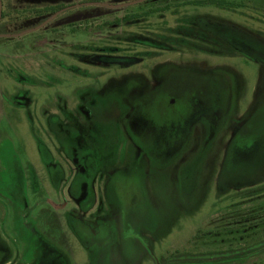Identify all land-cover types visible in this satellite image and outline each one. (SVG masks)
Listing matches in <instances>:
<instances>
[{
    "label": "rangeland",
    "instance_id": "374dc122",
    "mask_svg": "<svg viewBox=\"0 0 264 264\" xmlns=\"http://www.w3.org/2000/svg\"><path fill=\"white\" fill-rule=\"evenodd\" d=\"M91 1L0 0V233L7 241L0 264L29 252L54 264H264V221L257 222L264 214V0H233L242 15L208 19L219 30H192L186 44L173 43L212 68L218 85L209 77L185 79L187 71L172 81L191 90L207 84L208 102L221 111L185 132L180 145L176 133L164 140L150 132L138 147L122 117L139 96L133 87L153 81L156 67L177 56L153 51L130 66L80 64L76 51L58 42L51 8ZM37 24L39 32L26 34ZM93 79L108 80L99 121L85 110L78 125L61 118L72 145L90 147L101 161L95 165L87 153L58 159V102L75 107L78 97L70 93ZM154 111L163 114L162 107ZM119 121L121 143L113 126ZM57 165L64 172L59 182L48 170ZM77 185L90 192L89 204L76 199Z\"/></svg>",
    "mask_w": 264,
    "mask_h": 264
},
{
    "label": "flooded vegetation",
    "instance_id": "af4514ba",
    "mask_svg": "<svg viewBox=\"0 0 264 264\" xmlns=\"http://www.w3.org/2000/svg\"><path fill=\"white\" fill-rule=\"evenodd\" d=\"M235 3L237 2L233 0H95L89 3V7L87 5L85 8H81L78 4L52 7L51 11L56 10L51 16L56 14V19L58 18V42H61L60 45L65 47H72L76 51L75 60L80 64L100 67L104 62L116 63L123 61L130 66L141 62L144 58L156 55L149 52L174 53L177 57H170L169 60L162 62L158 66L159 68L156 67L153 72L155 74L153 81L145 82L141 80L142 83L136 82L137 85H134L135 87L133 88L139 96L130 105L127 104L125 114L122 117L124 118L123 122H126L127 130L135 139L134 142L137 147L143 144L141 137L150 132L159 133L164 140L172 133H176L173 137L177 139V145H180L183 142L185 132L199 124L206 126L205 120L213 122L211 113L218 114L221 109L220 106L208 102L209 87L207 84H198L195 87L197 89L191 90V88H183L172 81L173 73L187 71L188 75L183 77L185 79L210 78L213 86L217 87L218 85L217 80L210 76L214 75L212 68L199 64L187 53L183 54V51L179 50L178 46L175 47L173 43L179 41L180 43H177L179 45L186 44L188 38H190L189 33L192 30L198 31L201 36H207L209 34L208 31L219 30V28L212 29L210 26L212 22H209L208 19L216 20L218 17H222L223 13L231 16L242 15L234 7ZM67 8L70 9L67 10ZM207 8L210 11L204 10ZM44 9L46 10L47 8ZM2 13V4H0V36L4 35ZM60 18L63 21L60 22ZM198 18L205 23L203 25L200 24ZM39 25L37 24L29 31H26V34L39 32L41 30ZM234 27L235 25L232 29ZM67 35L72 37V43L63 41V37ZM100 36L102 39H98L99 42L95 41ZM213 36L217 38V35L214 34ZM203 41L208 45L213 43L212 37H203ZM215 43L217 44V41ZM196 45L200 46L199 43ZM134 49L135 51H133ZM136 51H139V53L128 54ZM248 54V52L244 53L245 56H248ZM112 56L116 57L112 58ZM178 57L179 59L177 60L179 61H176ZM188 57L191 59H187ZM93 80L95 85L87 83L82 89L76 87L70 93L78 97V103L75 107L73 106L74 103L69 104L65 101L60 105L58 102V159H65L69 162V157L74 159L78 153H87L93 156L95 165H98V162L101 161L98 152L90 147L72 145L73 143L68 140L67 134L63 133V126L66 127V124H68L66 122H70V124L79 123L78 111L83 113L85 110L87 116L91 115L92 120L96 119L99 121L96 118V111L102 108L101 99L104 94V86L108 80L103 79L100 82ZM176 87L181 88L180 91ZM133 88H131V91ZM187 99H189L190 105ZM182 103L186 105L183 112L181 111V113L174 115L172 113L168 114V111ZM158 107L163 109V112H160L163 113L160 118L159 114L156 116L154 114V110ZM61 116L67 117L66 122L62 123L63 118ZM121 123L122 121H119L118 124L115 125L114 123L113 125L116 129L115 133L117 134V139L119 138V143H121L119 135ZM101 126L104 131H109L110 129V126L105 123ZM71 127L76 126L71 125ZM249 145V148L256 147L257 141ZM249 152L250 150H248L247 155ZM56 164L58 163L56 162ZM48 170L49 177L52 179L56 177L55 181L58 179L59 182L60 177L64 173L60 167L57 165L55 169H52L51 166H48ZM74 192L76 199H85L88 204L91 202L88 197L90 194L88 190L80 186ZM69 220H71V217ZM6 244L7 241L0 233V246H7ZM16 259L17 257L14 259L9 257L2 264H54L52 257L31 255L30 252L18 262H16Z\"/></svg>",
    "mask_w": 264,
    "mask_h": 264
},
{
    "label": "trees",
    "instance_id": "16d2710c",
    "mask_svg": "<svg viewBox=\"0 0 264 264\" xmlns=\"http://www.w3.org/2000/svg\"><path fill=\"white\" fill-rule=\"evenodd\" d=\"M262 210L264 211V208ZM260 218V221H264V214Z\"/></svg>",
    "mask_w": 264,
    "mask_h": 264
}]
</instances>
